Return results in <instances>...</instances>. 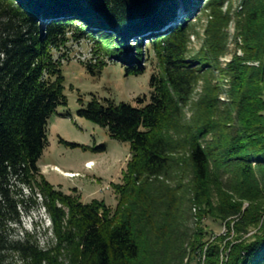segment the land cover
Returning <instances> with one entry per match:
<instances>
[{"label":"trees","instance_id":"trees-1","mask_svg":"<svg viewBox=\"0 0 264 264\" xmlns=\"http://www.w3.org/2000/svg\"><path fill=\"white\" fill-rule=\"evenodd\" d=\"M230 1L0 0V264H183L187 247L193 258L203 252L204 264H264V0H242L232 13L242 57L234 53L222 68L231 6L225 14L220 8ZM199 2L211 19L202 48L188 60L186 32ZM69 33L124 65L125 76L143 74L149 60L143 39L157 62L147 103L92 100L78 111L110 138L130 144L121 183L111 186L114 209L56 190L37 167L48 120L66 106L61 61L53 52ZM197 74L208 83L187 127L179 118ZM173 170L189 172L190 205L222 222L227 235L204 241L197 228L183 243L181 199L149 188ZM35 196L51 223L46 247L29 235L13 236Z\"/></svg>","mask_w":264,"mask_h":264},{"label":"rangeland","instance_id":"rangeland-1","mask_svg":"<svg viewBox=\"0 0 264 264\" xmlns=\"http://www.w3.org/2000/svg\"><path fill=\"white\" fill-rule=\"evenodd\" d=\"M203 4L199 2L197 12L190 17L191 24L186 32L187 43L184 54L188 60L197 55L202 48L205 29L211 19L210 10H206ZM229 5L231 18L224 29L227 36V51L218 59L222 68H227V65L232 62L234 53L237 57H242L239 48L242 43L240 38L235 36V20L232 17L233 12L241 10L242 0L224 3L220 8L222 14L228 11ZM179 8L178 22L182 24L186 7L181 5ZM196 18H198L197 21H195ZM66 39L65 45L58 52H53L54 59L61 61L66 106L58 107L55 114H52L48 120L47 146L37 162V167L44 180L56 190L66 195L73 194L79 197L83 204L99 201L114 209L117 201L111 186L121 183V172L129 160L130 144L110 138L105 128L79 117L78 111L85 108L92 100L103 105L109 102L114 105L124 103L137 106L136 99L144 98L147 103L150 93L149 79L158 74L157 62L143 39L142 47L149 54V60L144 61L143 74L125 76L124 65L107 57L98 49H94L90 41L77 39L70 33ZM133 55L134 52L131 53V56ZM247 64L257 66V63ZM196 77L188 102L183 107L179 118L180 124L187 127L196 119L197 104L208 83L201 75L197 74ZM208 80L212 85L215 83L212 79L208 78ZM221 87L225 91L219 100L224 102L227 99V90L225 85ZM171 137L179 138L175 133ZM182 155V150L177 153V156ZM87 162H91L89 166ZM188 173L173 170L167 177L152 180L149 188L152 192L159 188L162 194L169 193L181 199L178 232L183 238V243L186 244L193 239L197 228H202L204 241L213 242L216 237L227 235V229L220 221L212 220L206 215L199 216L198 209L190 205L191 191ZM70 174L72 176L68 177ZM23 193L28 195L29 192L24 188ZM24 208L26 212L20 214V223L14 229V238L29 235L41 247L50 245L51 223L41 206V199L35 196V199L24 205ZM249 232L254 233L251 229ZM232 238L231 234L226 241ZM198 256L200 258H193L190 248L187 247L183 264H204V253H198ZM223 260L225 258L221 257V262Z\"/></svg>","mask_w":264,"mask_h":264},{"label":"bare ground","instance_id":"bare-ground-1","mask_svg":"<svg viewBox=\"0 0 264 264\" xmlns=\"http://www.w3.org/2000/svg\"><path fill=\"white\" fill-rule=\"evenodd\" d=\"M90 165V163L88 164V166ZM70 176H72L71 174L70 175H68V177H70Z\"/></svg>","mask_w":264,"mask_h":264},{"label":"crops","instance_id":"crops-1","mask_svg":"<svg viewBox=\"0 0 264 264\" xmlns=\"http://www.w3.org/2000/svg\"><path fill=\"white\" fill-rule=\"evenodd\" d=\"M88 163H91V162H87L86 164H88Z\"/></svg>","mask_w":264,"mask_h":264}]
</instances>
